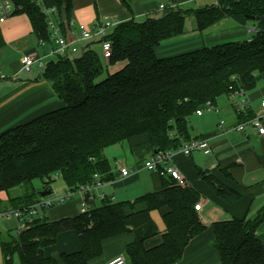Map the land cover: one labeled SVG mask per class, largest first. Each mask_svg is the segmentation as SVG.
Listing matches in <instances>:
<instances>
[{
  "label": "trees",
  "instance_id": "16d2710c",
  "mask_svg": "<svg viewBox=\"0 0 264 264\" xmlns=\"http://www.w3.org/2000/svg\"><path fill=\"white\" fill-rule=\"evenodd\" d=\"M10 2L12 15H25L35 38L53 46L41 8L32 0ZM72 2L54 0L62 37L70 22ZM122 3L128 7L126 1ZM63 7L67 15L64 22L60 17ZM246 16L264 18V0H216L196 9L169 8L160 17L116 25L104 38L112 47L105 64L92 48V44L100 46V41L86 44L78 56H57L50 61L42 77L51 84L60 106L0 134V195L7 198L4 202L0 197V214L26 213L43 199L40 191L49 189L52 194L56 175L69 191L96 181L112 182V167L104 153L113 145L147 147L154 156L199 140L190 136V117L208 110V106L215 108L216 99L222 95L253 90L257 77L264 73V23L248 21ZM188 18L194 19L198 32L224 19L241 27L253 24L256 30L248 40L157 56L155 50L161 42L184 33ZM119 63V69L107 70V66ZM255 112L248 108L238 113L236 123L252 119ZM227 168L219 171L229 176ZM197 173L225 204L240 200L236 190L209 171L198 169ZM37 179L44 185L42 190L33 186ZM160 179V190L132 203L104 198L99 206L74 217L33 219L18 237H3L0 248L6 264H11L14 254L21 264H57L58 260L45 257L43 250L56 244L59 235L67 231L77 234L80 249L62 253V264H90L101 256L105 240L126 234L133 235L124 253L129 264L177 263L189 242L206 230L194 208L201 194L193 187L179 186L171 177L161 175ZM19 187L23 193L11 196L10 192ZM152 212L161 214L165 231L160 245L146 249L144 243L160 234ZM263 224L264 206L252 219L214 223L219 264H264V246L257 236Z\"/></svg>",
  "mask_w": 264,
  "mask_h": 264
},
{
  "label": "crops",
  "instance_id": "0c3cea01",
  "mask_svg": "<svg viewBox=\"0 0 264 264\" xmlns=\"http://www.w3.org/2000/svg\"><path fill=\"white\" fill-rule=\"evenodd\" d=\"M32 1L43 12L47 13V21H51L58 30L59 20L57 13L54 12V0ZM122 1L73 0L70 22L68 26H65L64 38L72 41L79 25L92 28L100 23H112L113 26L109 29V31H112L119 23L132 19L142 22L147 18L160 17L165 9H196L209 6L208 3H211L210 5L216 3V0H124L128 5L127 7ZM161 6H163V9H160ZM255 30L253 24L241 27L229 19H224L207 30L198 32L195 28V22L187 28L186 20L184 33L181 36L161 42L155 53L159 57H167L205 46H214L226 41L248 40L251 38L247 36V32H255ZM86 44L78 43L75 46L81 49ZM51 48L52 46L47 42L38 41L35 38L30 22L25 15H12L5 21L0 22V72L5 77L0 82V134L60 106L61 102L53 91L51 84L42 77L44 69L35 64L31 73L27 74L22 70L21 65V59L25 55L34 56L40 59L43 64H48L51 57L49 54ZM121 66V63L113 66L109 65L107 70L113 72ZM256 80V87L253 90L241 94L234 100L229 96L232 110V118L229 121L223 120L220 117L221 111L215 107L218 113L211 110L212 113L210 114L215 115L216 121H212V117L208 115L203 122L198 124L201 125L202 130L206 128L209 130V127H212L213 124L215 128L213 127L208 132L199 131L196 128L197 132L195 129H193L194 133L190 132L192 138L208 141L210 148L208 154L195 151L206 156H212V159L205 160V168L196 164L192 156L195 152L189 156L183 155L179 150L171 152L173 164L187 186L195 188L201 194V199L198 202L201 207L197 214L201 223L206 227L202 234L189 242L183 256L175 264H219V255L214 247L212 225L233 218L252 219L264 206V135L259 136L251 129L242 132L234 128L238 124L236 123L238 113L248 108L256 112L261 111L260 103L264 98V73L260 74ZM235 104L240 106L244 104L243 109L245 110L236 109ZM194 116L204 119L205 114L203 111L201 115ZM129 148L130 153L135 156L139 163L136 172L130 170L131 168L126 165L116 162L115 169L112 170L114 180L102 184L99 189L93 192L94 196L100 194L106 200L110 199L113 202L125 200L132 203L136 199H131L134 195L132 193L137 190H141L140 193L160 190L161 175L142 167L143 161L152 156L151 152L147 147L145 149L144 147L131 149L129 146ZM121 168L130 170L129 176L121 177L119 174ZM223 168H227L225 171L229 176H225L219 171ZM198 169L209 171L224 185L236 190L241 195L240 200L230 205L222 202L201 181L197 173ZM0 197L5 198L6 196L3 194ZM74 198L76 199L73 200ZM74 198L48 209L43 215L44 218L49 221H56L78 215L79 200L77 197ZM97 202L100 205L101 201L95 200V205ZM151 218L157 225L160 234L144 243L146 249L160 245L162 234L165 231L159 212H152ZM20 231L19 222L15 218L0 215V243L6 235L12 238L18 237ZM257 236L264 246V224L257 230ZM132 240L133 235L130 234L105 240L102 243L101 256L92 260L90 264H109L118 257H123L128 263L124 254L125 247ZM79 249L80 242L77 234L67 231L60 234L56 244L46 247L43 253L47 258L58 260L57 264H62L59 261V256L62 253H74ZM0 264H6L1 248ZM11 264H21L17 254L13 255Z\"/></svg>",
  "mask_w": 264,
  "mask_h": 264
},
{
  "label": "built area",
  "instance_id": "2783aa9c",
  "mask_svg": "<svg viewBox=\"0 0 264 264\" xmlns=\"http://www.w3.org/2000/svg\"><path fill=\"white\" fill-rule=\"evenodd\" d=\"M160 9H163V6H161ZM14 7L10 0H0V22L5 21V19L12 16ZM54 12L56 10L54 9ZM57 13V12H56ZM45 15H47L46 12H44ZM113 26L112 23H100L98 25H95L92 28H87L83 25H79L76 29V35L72 41H68L66 38L59 35L58 30L55 28L53 23L51 21H48V28L50 32L52 33V37L54 39V44L50 50V56H67L73 53L79 52L80 49H78L75 45L78 43H81L83 41L92 42V41H100V48L102 52V57L104 61H108L112 54V47L111 42L104 40L111 31L109 29ZM38 65L40 68L45 69L46 65L41 62L40 59L25 55L21 59V65L22 70L30 74L32 67L34 65ZM5 77L0 72V82L4 80ZM241 93H234L230 95V98L234 100L236 97L240 96ZM234 107L236 109H243L244 104L241 106L238 104H235ZM260 112H255V115L252 119L248 121H244L241 123H238L234 128L237 131H244L247 129L253 130L257 135L263 136L264 135V98L261 100L260 103ZM208 110H213L215 113L218 111L213 106H208ZM202 112L198 111L196 115H201ZM222 124V123H221ZM183 155L189 156L191 153L195 151H202L206 154L210 152V148L208 145L207 140H193L189 143H186L180 150ZM142 167L150 172H158L160 175H165L168 177H171L174 179L177 184L181 187H185L187 183L183 179V177L180 175L178 169L173 164L172 161V154L171 152L167 153H157L154 156H151L150 158L146 159L142 163ZM119 174L121 177H127L130 174V170L121 168L119 170ZM97 179L98 177L95 176ZM102 186L100 182H95L92 185L83 186L77 191H67L63 194L61 197L56 196H47L43 199H41L37 204H35L31 209H29L26 213H19L16 211H11L10 213H4L0 214L1 216H12L19 222V226L21 231L26 229L27 224L36 218H41L44 213L52 208L59 206L69 200H71L74 197H77L79 200V212L86 213L90 210L91 207L95 205V200L102 201L104 199L103 195L98 194L97 196L93 195V192L97 189H99ZM201 205L198 203L195 205V210L199 211ZM109 264H128L126 260L123 257H118L111 261Z\"/></svg>",
  "mask_w": 264,
  "mask_h": 264
},
{
  "label": "rangeland",
  "instance_id": "374dc122",
  "mask_svg": "<svg viewBox=\"0 0 264 264\" xmlns=\"http://www.w3.org/2000/svg\"><path fill=\"white\" fill-rule=\"evenodd\" d=\"M210 4L211 3H208V5H210ZM190 8H192V7H190ZM187 9H189V8H187ZM192 24H194V19L193 18H188L187 19V28L192 26ZM253 35H254V32H250V31L247 32V36H249L250 38ZM227 42L228 41H226V43ZM229 42H233V41H229ZM81 43L84 45V44L89 43V42L83 41ZM81 43H79V44H81ZM223 43H225V42H223ZM223 43H221V44H223ZM92 48L101 58L102 52H101L100 46L98 44H92ZM79 54H80V52H77V53L70 54L68 56H70V58H73L74 56H78ZM55 60H56L55 56H51L50 59H49V61H55ZM101 61H102L103 64L108 62V61L104 62L103 57H102ZM104 74L105 75H103V77L106 76L107 71L104 72ZM216 107L218 108L219 111H221L220 112V117L223 120H228L229 121V119L232 118V112H231L232 110H231V103H230L229 96L222 95V96L218 97L216 99ZM210 113H212L211 110H205L204 111V114H205L204 119L203 118H197L195 116L190 117V119L188 121L189 131L191 133H194L193 129H195V131L197 132V130H196V128H197L199 131L201 130L203 132H208L213 127L215 128V126L213 124L212 127L211 126L209 127V130H207V128L202 130L201 129V125L200 126L198 125L201 122H203L206 119V117H208V115L212 117V121L213 120L216 121L215 115L214 114H210ZM104 154H105V157L107 158V160L110 162V165H111L113 171L115 169L114 166H115L116 162L120 163L121 165H126L128 168H131L130 170L135 171V172H136V170L138 168V164L139 163L135 159V156L130 153V148H129L128 144H126V143L113 145V146L107 148L105 150ZM192 156H193V159L195 160L196 164L200 165L202 168H205V164H204V162H206L205 160L212 159V156H210V155L206 156V155H203L202 153H198V152L193 153ZM118 166H120V165H118ZM54 177H55V180L52 183V194H51V196L61 197L67 191V188H66L64 182L62 181V178L59 175H56ZM33 186L37 190H42L43 187H44L42 181L38 180V179L33 181ZM140 192H141V190H137V191H135V193H132L134 195L131 197V199L138 198L141 195L146 194L145 193L146 191H144V193H140ZM149 192H153V190H151ZM22 193H23V188L19 187V188L13 189L10 192V195L11 196H16V195H20ZM1 195H3V194H1ZM2 199H3L4 202L7 201L6 197L2 198ZM75 199L76 198H74L73 200H75ZM122 201H125V200H122ZM96 206H99V202L96 203ZM153 215L156 217L155 214H153ZM157 222H158V220H157Z\"/></svg>",
  "mask_w": 264,
  "mask_h": 264
},
{
  "label": "water",
  "instance_id": "95a60500",
  "mask_svg": "<svg viewBox=\"0 0 264 264\" xmlns=\"http://www.w3.org/2000/svg\"><path fill=\"white\" fill-rule=\"evenodd\" d=\"M60 17H61L62 22L66 21L67 15H66V8L65 7L62 8V10L60 12ZM245 18L248 21L264 23V18L250 17V16H246ZM50 194H51V190H49V189L40 191V193H39L41 198H45V197L49 196Z\"/></svg>",
  "mask_w": 264,
  "mask_h": 264
}]
</instances>
